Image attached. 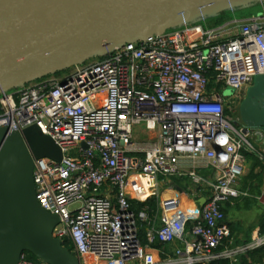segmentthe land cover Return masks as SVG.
I'll use <instances>...</instances> for the list:
<instances>
[{"label":"built area","instance_id":"2783aa9c","mask_svg":"<svg viewBox=\"0 0 264 264\" xmlns=\"http://www.w3.org/2000/svg\"><path fill=\"white\" fill-rule=\"evenodd\" d=\"M203 22L127 42L0 94V128L36 124L63 152L60 162L35 160L37 199L59 217L53 236L82 264L238 263L264 247L261 226L236 244L224 212L247 194L239 188L247 154L264 171L263 133H244L240 114L254 78L264 74V12L214 27ZM140 125L153 136L141 140ZM173 176L191 179L187 200L166 193ZM135 202L144 205L136 210ZM32 255L24 251L18 264H46Z\"/></svg>","mask_w":264,"mask_h":264},{"label":"water","instance_id":"95a60500","mask_svg":"<svg viewBox=\"0 0 264 264\" xmlns=\"http://www.w3.org/2000/svg\"><path fill=\"white\" fill-rule=\"evenodd\" d=\"M264 0H0V94L117 46ZM264 137V74L254 78L240 109ZM63 152L38 125L0 128V264H18L28 251L46 264H82L53 236L59 217L36 193L35 160ZM205 199L199 200L204 204Z\"/></svg>","mask_w":264,"mask_h":264},{"label":"crops","instance_id":"0c3cea01","mask_svg":"<svg viewBox=\"0 0 264 264\" xmlns=\"http://www.w3.org/2000/svg\"><path fill=\"white\" fill-rule=\"evenodd\" d=\"M137 134L139 135L140 139L141 137L146 139L153 136V134L147 133L145 130H140V132ZM184 166L187 167L188 164L184 163ZM202 172L204 175L214 176V172L211 168H204ZM192 187L193 185L191 183V179L187 176H173L164 183V188L167 191L166 193L178 194L185 200L190 197L189 195ZM239 188L247 194L240 197L239 199H236L233 203H228L225 205L227 209L226 219L232 229L236 244H242L250 241L252 239L253 229L257 226L262 227L261 219L264 217V171H261L259 165L254 167L253 162L248 161L245 174L240 180ZM242 203L244 204L242 205ZM235 210L253 212L254 219L252 222H250L251 220L249 221L253 224H250L247 226V228H244L243 225L245 221L240 215L237 216L234 214L233 216H230L232 215L231 211Z\"/></svg>","mask_w":264,"mask_h":264},{"label":"rangeland","instance_id":"374dc122","mask_svg":"<svg viewBox=\"0 0 264 264\" xmlns=\"http://www.w3.org/2000/svg\"><path fill=\"white\" fill-rule=\"evenodd\" d=\"M262 12H264V1H263V3L256 2V3H254V6L249 7V8H246V9H243V10L226 12L225 15H223V16L220 15V16H218L216 18H213V19L210 18V19L204 21L202 24L205 25L206 27H214V26H217L219 24H222L225 21H228V20H230L232 18H239V19H241V18L250 17L252 15H259ZM224 92H225V95H231L232 92H233V90L231 88L227 87L224 90ZM140 130L141 131L142 130H145V126L144 125H140L139 128H137L135 130V134L138 133V132H140ZM142 139H143V137H141V140ZM251 141L255 145L256 148L260 147L259 143H257V141H256L255 138H252ZM247 157H248V161H251L253 163L254 162H257V164L259 166L262 165V162L260 161V159L258 157H256L254 154H247ZM243 204L244 203H242V205ZM242 205H241V207H242ZM134 207L136 208V206H134ZM136 210H137V208H136ZM235 211H231L232 215H230V216H233L234 214H236L237 216L240 215L241 218L244 219V221H245L244 222V225H243L244 228H247L248 225L253 224V223H250L254 219L253 212H244L243 210L242 211L241 210H235ZM238 213H240V214H238ZM237 216H235V217H237ZM141 236H142V238H143V240L145 242V230H144V228L141 229Z\"/></svg>","mask_w":264,"mask_h":264},{"label":"trees","instance_id":"16d2710c","mask_svg":"<svg viewBox=\"0 0 264 264\" xmlns=\"http://www.w3.org/2000/svg\"><path fill=\"white\" fill-rule=\"evenodd\" d=\"M225 13H222L221 15L223 16V15H225ZM253 165L255 167L258 164H257V162H254ZM148 204H149V209H150L149 215L151 217H153L157 213V210H158L157 200L155 198L151 199L148 202ZM143 205H144V203H141V202H135L134 203V206H136L137 210H140L143 207ZM224 212H225V214H227L226 206H224ZM261 225H262V228L264 229V217L261 219ZM65 245L68 249H70V250L72 249L69 246V244L65 243ZM157 245H159V244L157 243ZM33 257L36 258L34 255H33ZM263 262H264V247H260L258 249L249 251L248 253H246L244 255H241L238 263H232L230 260L223 259V260L214 261L212 264H255V263H263Z\"/></svg>","mask_w":264,"mask_h":264}]
</instances>
